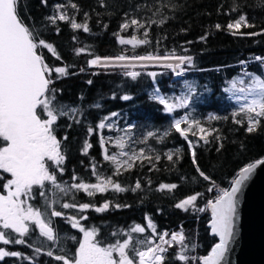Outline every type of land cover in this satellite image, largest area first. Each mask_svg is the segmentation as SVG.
<instances>
[{
    "label": "trees",
    "instance_id": "obj_1",
    "mask_svg": "<svg viewBox=\"0 0 264 264\" xmlns=\"http://www.w3.org/2000/svg\"><path fill=\"white\" fill-rule=\"evenodd\" d=\"M57 3L66 4L68 14L77 22H86L90 31L85 33L72 29L65 22L42 27ZM73 3L77 5L76 8L71 7ZM19 11L26 23L41 29L42 38L51 43L61 57L56 60L48 50H43L49 66H64L68 70V74L63 77L53 74L57 100L69 108L79 109L76 114L79 123L71 119L70 113L69 117L61 119L57 128L58 138L68 136L63 147L66 153L64 171L57 174V182H88L96 176L91 167L95 164L99 174L105 171L106 176H111L122 187L129 189L125 192L110 189L94 196L74 190L63 197L64 203H90L99 207L110 201L111 205L103 213L90 208L83 213L75 209L66 215L68 209H64L65 216H87L88 219L82 223L86 227L99 229L97 239L102 245L127 238L131 227L136 224L145 226L146 232L132 234L134 243L138 238L152 237V230L147 228L148 218L155 224L157 232L161 233L171 232L181 225L186 237L184 254L189 258L208 254L219 240L210 232L207 201L214 200L219 188H228L240 168L264 158V120L255 132L248 133L246 114L240 111L242 107L231 98L232 92L251 85L255 76L264 78L259 61H251L245 73L240 71L242 60L264 55V34L233 35L226 28L218 30L215 25L224 26L244 14L254 27H242L234 31L258 32L264 28V4L260 0H49V6L46 7L41 0H22ZM132 18L140 20L145 27L123 30L122 24ZM145 31L149 41L146 44L133 46L119 42L121 37L145 39ZM81 47H85L87 52L77 55L76 50ZM120 55L129 58L146 55L191 56L192 62L182 64V69L187 73L180 79H174L168 67L101 69L88 64L96 56L115 58ZM128 71L140 75L132 79L126 75ZM183 79L195 85L192 103L187 108H177L168 113L164 105L149 95L154 88L162 94L174 92ZM89 80L92 84L88 83ZM124 95L132 98L124 101ZM97 104L99 107H96ZM112 113H116L122 122H131L135 130L154 133L151 137L146 134L143 142L160 159L149 163L137 161L131 169L121 170L120 175H115L110 162L104 159L105 143L101 135L106 134L107 130L97 128L101 121L106 123ZM184 113L199 120L205 128L215 130L214 136L209 137L210 143L200 141L194 145L195 164L191 155L193 148L172 128L174 119ZM237 119L244 123L237 124ZM68 123L72 126L68 127ZM89 127L96 131L88 133ZM166 132L168 135H165ZM190 138L197 140L196 137ZM85 142L92 145L87 154L83 152ZM0 146H3L2 142ZM169 152L176 153L171 161L166 156ZM197 165L199 171L215 181L217 188L208 190L212 188V183L199 175ZM54 167L50 165V170ZM0 176L10 177L2 170ZM73 176L79 179L74 181ZM137 181L141 188L132 191ZM3 183L0 180V193H5ZM164 183L176 184L177 188L159 190L160 184ZM49 188L50 184H47L44 190ZM40 191L34 187L35 198L30 201L39 209L42 206ZM196 193L203 194L198 197L196 205L205 211L190 207L185 212L175 207L178 202ZM117 204L121 207L112 206ZM52 221L58 235L63 236L64 247L75 252L82 233L71 228L64 217H53ZM112 233L118 235L113 236ZM29 236L25 239L38 246ZM4 247L33 257L35 264H62L44 252L36 254L34 248L26 245ZM47 250L44 248L45 252ZM180 254L179 244L169 248L165 254V264H185L178 259ZM0 264H32V261L7 257ZM190 264L198 262L193 260Z\"/></svg>",
    "mask_w": 264,
    "mask_h": 264
},
{
    "label": "snow or ice",
    "instance_id": "obj_2",
    "mask_svg": "<svg viewBox=\"0 0 264 264\" xmlns=\"http://www.w3.org/2000/svg\"><path fill=\"white\" fill-rule=\"evenodd\" d=\"M264 4V0H260ZM44 6H49V0H41ZM22 0H0V170L3 173L10 174V178L0 176V180L4 181L2 187L6 189V194L0 193V261H4L7 257H19L27 259L35 264L33 257L25 256L19 251L7 250L4 246L8 245H26L29 248H34L36 254L44 252L49 257H54L56 261L62 264H165L166 253L169 248L176 244L181 246V254L178 259L184 261L185 264H190V261H202V264H229L228 256L234 251L233 245L238 243L240 220H241V197L245 194V188L256 173L257 169L264 166V159H257L253 163H247L246 166L240 168L232 179L228 188H219V194L214 200L207 201V207L211 209L212 232L219 238V242L212 247L210 254L203 257H191L184 254L186 239L183 232H157L155 224L151 218H148L147 228L152 230L153 236L150 239H142L134 243L132 233H145L146 227L136 224L131 227L127 238L122 241L117 240L114 243L102 245L97 239L99 229L96 227H86L82 221L88 219L87 216H65L62 211L56 210L54 205L58 201L48 203L44 189L47 184L55 186L60 192L67 194L70 190L76 192H84L88 196H94L97 193H105L110 189L116 192L128 191V188L122 187L121 184L115 181L111 176L101 177L97 171V166L93 164V174L97 176L98 182L87 183L77 182L68 185L67 188L62 187L57 182V174L63 173V164L66 160V153L63 150L64 142L68 140V136L62 138L57 137V128L62 118L70 116L76 123L80 121L76 119V114L79 112L77 108H69L62 105L57 100V90L53 87L54 76L63 77L68 74V70L64 66L50 67L46 62L43 50H48L56 60H60L56 49L49 42L42 38L41 29L36 28L25 22L20 14ZM76 8V4L71 5ZM235 10V9H234ZM47 25H57L58 22H65L72 29L82 30L87 33L90 31L89 25L84 22H77L65 10V5L57 3L54 5V12L46 17ZM156 23V21H152ZM122 29L127 30L130 27L137 29L144 28L145 24L140 20L132 18L126 20L122 24ZM215 27L219 30L222 27L232 32L233 35L259 36L264 34V28L258 32H237L244 28H253L246 15L240 14L233 21L222 26L216 24ZM57 33L59 28H56ZM147 31H145V39L137 40L120 38L119 42L123 45L146 44L149 41L146 39ZM203 39V37H202ZM87 49L81 47L76 50L77 55L86 53ZM129 57L120 55L118 57L101 58L96 56L88 61L91 67H129L126 63L117 64L116 61L124 62ZM131 59L140 61H156L176 59L181 64L191 63V56H135ZM256 61L264 64V57H254ZM244 63L243 61L241 62ZM167 67L173 68L172 64ZM175 70V69H174ZM83 71V69H81ZM176 74L181 75V71ZM248 73H246L247 75ZM127 76L136 79L140 73L128 71ZM155 76L154 73L151 74ZM264 75V74H262ZM92 84V81H88ZM243 83V81H241ZM240 92L247 91L254 98L246 103L241 112L246 114L248 133L255 132L264 120V78L255 76L252 84L248 88H240ZM132 97L124 95V101L130 100ZM161 105L165 106L168 113H172L177 108H187L189 105V97H184L177 103H171L163 96H155ZM247 100V97H244ZM96 107H99L97 104ZM113 116L117 115L112 113ZM239 115V113H237ZM215 118V117H214ZM237 124L244 123L243 120L237 119ZM182 125H186L182 127ZM71 127V123L67 124ZM110 125H106L101 121L97 128L102 130ZM172 128L175 133L179 134L187 144L193 148L191 153L193 163L196 160V151L194 145L200 141L208 144L211 141L209 137L214 136L215 130L205 128L199 120H190L187 115L176 119ZM88 133H93L96 129L89 127ZM154 133L149 132L148 136H153ZM165 135H168L166 132ZM190 137H196L193 140ZM103 139V137H102ZM117 147L121 149L118 154L109 155L107 149L104 151V159L115 165V175H120L121 170H129L134 166L135 161L147 159L149 162L159 160V155L152 157L144 154L143 150L139 154L135 152H126L123 149L127 146L124 138L116 141ZM92 147L90 143L85 142L83 152L87 154ZM174 152L166 154L169 161L173 160ZM126 157V159H121ZM50 165H54L51 168ZM199 171V166L197 165ZM199 175L204 180L210 181L213 188H217L215 181L203 171H199ZM79 178L73 176L76 181ZM35 188L41 189L39 195L45 198V210L41 211L36 208L30 201L35 197L33 191ZM141 188L139 181L135 183L132 191ZM176 184H160L159 190L165 189L171 191L176 189ZM201 193H196L187 196L185 199L178 202L175 207L182 209L185 212L191 207L196 211H205L204 208H197L196 201ZM110 201H106L102 206H95L90 203H63V209H77L83 213L90 208L96 212L103 213L109 209ZM121 207V205H112ZM49 208L51 210H49ZM52 217H64L71 228L78 229L83 234V238L77 241L78 247L75 252L69 255L67 252L63 254H54L49 248L44 251V244L41 241L38 246L29 243L25 237H28L33 232L38 233V238H46L53 245L60 239L56 229L53 226ZM113 236L118 235L112 233ZM170 236V238H169ZM72 239H76L72 237Z\"/></svg>",
    "mask_w": 264,
    "mask_h": 264
},
{
    "label": "rangeland",
    "instance_id": "obj_3",
    "mask_svg": "<svg viewBox=\"0 0 264 264\" xmlns=\"http://www.w3.org/2000/svg\"><path fill=\"white\" fill-rule=\"evenodd\" d=\"M64 5H65V9H66L67 8L66 4H64ZM53 12H54V6H53L51 14ZM129 59H131V58H129ZM173 60H176V59H173ZM124 62H127V61H124ZM143 62L144 61L128 62L127 64L129 65V67H127V68L119 67V66L107 67V68L99 67V68H101V69H145L147 67H161V68L165 67L166 68L168 65V64H162L161 62H152V63H147V64H143ZM116 63L121 64L122 62L116 61ZM172 63L173 62H171V64ZM178 63H176V64L173 63L172 64L173 68H169V67L168 68L171 69L172 73L175 70L181 71L182 74H181L180 78H183L185 76V74L187 73V71H184L182 69V64L180 65V67L177 68L176 65ZM249 86L250 85H247L246 88H248ZM194 87H195L194 83H191L189 81L188 82L184 81V79H183V80H181V82L178 86V89L174 92H171L169 94H162L157 88H154L150 91L149 95L153 98L157 95L163 96L165 99L169 100V102L177 103V104L184 97H189V106H190L192 103V97L194 94V89H193ZM244 97H247V100H245ZM231 98L237 102L236 104L239 107H243L246 103H249L254 98V96L252 94H249L247 91L240 92L238 90L236 92H232ZM154 99H156V98H154ZM156 100L159 101L158 99H156ZM185 115H187L189 117V115L187 113H184L180 117L175 118L174 121L176 119L184 117ZM209 115H211V114H209ZM209 115H207V116H209ZM189 119L195 120V119H192L190 117H189ZM106 121H107L106 125H110V127H106V130H107L106 134L101 135V140L103 143H105V149H107L109 155L118 154L121 151V149L119 147H117L116 141L119 140L120 138H124L127 146L123 149V151L130 152V153L135 152V153L139 154L140 151L143 150L145 155L152 156V157L155 156V155H153V153L151 152L149 147L147 145H145L143 142L144 138L146 139V134L149 133L148 131L135 130V128H134L133 124H131V122H129V121H123L122 122L121 120H119L118 116H116V115L115 116H113V115L109 116ZM102 137H103V139H102ZM106 143H108V144H106ZM121 159H126V157H121ZM137 161H141V160H137ZM137 161H135V162H137ZM142 161H147L149 163V160H147V159H144ZM110 167L113 168V170L115 171V165L111 164ZM8 175L10 176V174H8ZM99 175L101 177H107L105 171L101 172ZM96 182H98L97 176H95L94 179L89 180L87 183H96ZM73 183H76V182H73ZM59 184L62 187L67 188V186L71 185L72 183H59ZM6 191L7 190L5 189V193H3V194H6ZM44 191L46 193L48 203L51 204L52 201H58V203H55L54 205H51V206L55 207L56 210L64 212L65 210L62 208V204L64 203L63 197L66 196L68 193H72L74 191V189L68 191L67 194H65V193L60 192L59 189L55 188V186L50 184V188L46 189ZM41 201H42V206H41L40 210L44 211L45 210V203H46L45 198L41 197ZM35 207L39 208L38 206H35ZM49 210H51V209L49 208ZM72 210H75V209H68L67 212L65 211L66 215H68V214L70 215V212ZM181 232H183V234H184V231H181ZM171 233L172 232H169L170 235H171ZM132 234H136V233H132ZM29 237L38 245L42 241L44 244V248H46V249L50 248L56 254H63L64 252H67L69 255H71L74 253V252H71L70 250H68L67 248L64 247V239H63L62 235H59L60 239L54 245L51 242H48L46 240V238H43V237L38 238V233H35ZM82 238H83V234H82ZM150 238H152V237L138 238L136 240L137 246H140L138 244V242L140 240L150 239ZM169 238H170V236H169ZM140 247H142V246H140Z\"/></svg>",
    "mask_w": 264,
    "mask_h": 264
},
{
    "label": "water",
    "instance_id": "obj_4",
    "mask_svg": "<svg viewBox=\"0 0 264 264\" xmlns=\"http://www.w3.org/2000/svg\"><path fill=\"white\" fill-rule=\"evenodd\" d=\"M207 210L210 232L215 235L211 227V209L207 207ZM240 212L238 243L233 245L234 251L228 256L229 264H264V166L258 168L248 182L241 197ZM199 262L202 264V261Z\"/></svg>",
    "mask_w": 264,
    "mask_h": 264
},
{
    "label": "bare ground",
    "instance_id": "obj_5",
    "mask_svg": "<svg viewBox=\"0 0 264 264\" xmlns=\"http://www.w3.org/2000/svg\"><path fill=\"white\" fill-rule=\"evenodd\" d=\"M127 62H124V63H128V62H140V60H126ZM166 61V62H165ZM244 62L243 64L241 63V62ZM241 62H240V67H241V69H240V71L241 70H243V69H248V64H247V62L245 61V60H242ZM152 62H161L162 64H171V62H173L174 64H176V63H178V61L177 60H173V59H169V60H156V61H144L143 62V64H147V63H152ZM123 63V62H122ZM172 63V64H173Z\"/></svg>",
    "mask_w": 264,
    "mask_h": 264
},
{
    "label": "built area",
    "instance_id": "obj_6",
    "mask_svg": "<svg viewBox=\"0 0 264 264\" xmlns=\"http://www.w3.org/2000/svg\"><path fill=\"white\" fill-rule=\"evenodd\" d=\"M256 56L264 57V55H255L254 57H256ZM254 57L251 58V59H248V60H247V59H244V60L247 62V64H249L251 61H256V60L254 59ZM261 67H262V70H263V72H264V64H261ZM177 71H179V70H175V71L173 72V77H174V79H177V78H180V77H181V75L178 76V75L176 74ZM182 71H183V70H182ZM246 71H247L246 68L242 70L243 73H245ZM181 74H182V72H181ZM181 231H183V228H182V226L180 225V227H179L178 229L172 230L171 232L174 233V232H181Z\"/></svg>",
    "mask_w": 264,
    "mask_h": 264
}]
</instances>
